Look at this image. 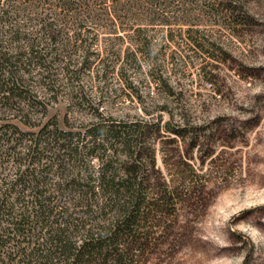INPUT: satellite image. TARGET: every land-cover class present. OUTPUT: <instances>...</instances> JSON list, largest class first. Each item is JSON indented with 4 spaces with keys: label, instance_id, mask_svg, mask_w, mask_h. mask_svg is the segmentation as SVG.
Returning a JSON list of instances; mask_svg holds the SVG:
<instances>
[{
    "label": "trees",
    "instance_id": "trees-1",
    "mask_svg": "<svg viewBox=\"0 0 264 264\" xmlns=\"http://www.w3.org/2000/svg\"><path fill=\"white\" fill-rule=\"evenodd\" d=\"M206 8L225 16L239 9L233 0H0V115L11 118L0 125V264L122 262L141 182L135 165L118 174L114 144L136 142L141 126L95 116L80 130L62 131L56 116L44 120L63 95L89 104L87 82L99 96L114 92L108 75L116 63L127 88L143 66L150 82L162 85L153 74L175 57L155 39L186 35L195 42ZM155 25L162 27L153 31ZM101 35L103 51L93 42ZM122 37L132 50L116 49ZM98 212L109 217L93 224Z\"/></svg>",
    "mask_w": 264,
    "mask_h": 264
},
{
    "label": "rangeland",
    "instance_id": "rangeland-1",
    "mask_svg": "<svg viewBox=\"0 0 264 264\" xmlns=\"http://www.w3.org/2000/svg\"><path fill=\"white\" fill-rule=\"evenodd\" d=\"M233 1V16L206 8L195 42L155 39L175 57L153 74L162 85L143 66L127 88L116 63L108 75L114 92L99 96L87 82L89 104L63 95L49 107L44 121L56 116L62 131L80 130L95 116L141 126L136 142L114 144L118 174L135 165L141 182V208L134 232L122 239L120 264H264V0ZM106 39L93 42L103 51ZM115 40L121 53L132 50L128 37ZM193 43L203 50L193 51ZM10 119L1 114L0 125ZM90 164L97 169L96 159ZM106 217L98 212L91 222Z\"/></svg>",
    "mask_w": 264,
    "mask_h": 264
}]
</instances>
